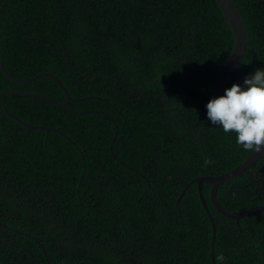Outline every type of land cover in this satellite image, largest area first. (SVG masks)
Returning <instances> with one entry per match:
<instances>
[{"label":"trees","instance_id":"obj_1","mask_svg":"<svg viewBox=\"0 0 264 264\" xmlns=\"http://www.w3.org/2000/svg\"><path fill=\"white\" fill-rule=\"evenodd\" d=\"M248 45L243 84L264 68V0H233ZM0 96L29 130L0 111V264H212L200 175H220L253 150L207 119L234 36L216 0H0ZM216 264H264V211L219 213ZM231 211L264 205V158L222 183ZM43 245V247L41 246Z\"/></svg>","mask_w":264,"mask_h":264},{"label":"water","instance_id":"obj_2","mask_svg":"<svg viewBox=\"0 0 264 264\" xmlns=\"http://www.w3.org/2000/svg\"><path fill=\"white\" fill-rule=\"evenodd\" d=\"M216 1L219 5L221 11L223 12L225 19L228 22V24L232 30L233 36H234L233 50H232L226 64L224 65V67L220 71V73L218 75L217 82H216V92L219 96V95L224 94L225 89L228 88L229 81L235 75H237L239 73V68L242 64L244 57H245L249 40L247 37V31H246L244 21L240 15L235 3H234V1L233 0H216ZM4 4H5V2L0 6V13L2 12V10L4 8ZM0 69L5 74L6 77H8L9 79H11L15 82H20V83H26V82L35 80L39 77H42V76H49V77L53 78L57 82V84L60 85L61 89L67 95H69L67 89L62 84L61 80L55 74H53L51 71L41 72V73H38V74H36L32 77H29V78H24V79L17 78L15 76H13L11 73H9V71L6 69L5 65L3 64V61L1 60V58H0ZM3 95H19V96H31V97L41 98V99L47 100L51 103H54L57 106L65 109V110H67L73 114H86V113L100 112V113H105L111 117V115L109 113H106L103 110H75V109L67 108L62 103L57 101L56 99H54L48 95L38 93V92L18 91V90L17 91L16 90H9V91L0 90V96H3ZM0 111L5 113L6 115L10 116L12 119L19 122L20 124H22L23 126L28 128L29 130H45L47 132L54 131V132L59 133L60 135H62L66 139H68L73 145L77 146L76 142L69 135H67L65 132H63L57 128L49 127V126H43V125H35L32 123H29V122L25 121L24 119H22L21 117H19L18 115L9 111L1 103H0ZM111 118L115 124V133H114V136L110 142L111 154L119 162H121L123 165L127 166L123 161H121L120 158H118L116 156V154L112 150L114 141H115L117 134H118V127H117V124L115 122V119L113 117H111ZM0 140H1V131H0ZM261 158H264V150L257 152L254 149L253 152L251 154H249L247 156V158L242 163H240L236 167H234V168H232V169H230V170H228V171H226L220 175H200V176L195 177L186 185V187L184 188V190L182 191V193L180 194L179 198L176 201V203L179 202L182 195L184 194L186 189L190 186V184L197 183L199 197H200L201 202H202V204H203V206H204V208L208 214V217H209L210 223H211L212 238H211L210 258H211L212 264H216V258H215L216 222H215L214 216H213V214H212V212H211V210L207 204V201L205 199V196L203 193V185L204 184H210L211 185L210 201H211L212 205L214 206V208L219 213H221L222 215H224L228 218H232L234 220L239 221V219H241L243 217L250 216V215H253V214H256L259 212H263L264 211V205L254 206V207L244 209L241 211H231V210L227 209L220 202V200L218 198V188L222 183L244 173L246 170H248L249 168L254 166L257 163V161ZM41 246L43 247V245H41Z\"/></svg>","mask_w":264,"mask_h":264},{"label":"clouds","instance_id":"obj_3","mask_svg":"<svg viewBox=\"0 0 264 264\" xmlns=\"http://www.w3.org/2000/svg\"><path fill=\"white\" fill-rule=\"evenodd\" d=\"M207 119L224 133H235L236 144L244 150H264V68L234 83L223 95L206 105Z\"/></svg>","mask_w":264,"mask_h":264}]
</instances>
